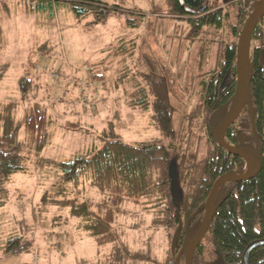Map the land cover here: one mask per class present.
<instances>
[{
  "label": "trees",
  "instance_id": "obj_1",
  "mask_svg": "<svg viewBox=\"0 0 264 264\" xmlns=\"http://www.w3.org/2000/svg\"><path fill=\"white\" fill-rule=\"evenodd\" d=\"M63 1L79 20L94 15L86 24L88 28L103 24L111 12L121 9L99 0ZM170 1L173 13L187 18L195 36L206 27L220 30L230 19L229 13L212 4L214 0H183V4L180 0ZM258 2L240 0L235 5L239 21L231 30L237 39L257 10ZM2 8L0 4V13ZM127 23L130 28L137 27L131 18ZM4 43L0 20V53ZM136 43L135 40L119 42L113 50L114 58L133 57ZM248 46L247 103L227 130L225 140L231 147L249 152L255 160L256 171L248 180L221 185L210 229L195 251L192 264H217L215 260L219 264H264V12L256 22ZM237 48V43H228L213 68L200 74L196 87L200 99L184 116L183 134L179 139L173 129L175 109L166 80L142 73V82H136L128 76L129 71L122 70L117 82L130 84L126 86L131 89L128 107L149 110L152 123L171 142L165 144L161 139H154L131 145L122 139L111 122L98 137L99 148L68 162L42 157L52 123L50 107L54 104L49 103L53 98H46L40 76L35 74L39 62L28 60L18 79L19 100L5 105L0 102V210L10 199L6 183L13 175L26 172L29 161L35 158L38 164L55 165L64 183L78 186L79 182L86 181L89 185L87 196L77 190V197H69L61 189L47 194L43 202L56 206L61 213L53 220L66 226L70 220H78L76 229L95 244V257L99 260L94 264H125L119 261L124 258L123 252L131 256L124 243L125 227L127 231L136 230L140 222L127 221L125 227L118 225V215L127 203L141 205L150 216L149 226L167 232L165 257L152 264H185L187 249L204 224L206 202L215 182L226 174H246L249 169L244 159L229 154L217 140L218 130L239 103ZM101 66L103 63L94 64L89 69L94 73ZM8 70L9 65L0 62V85ZM96 73L101 81L104 76ZM21 103L28 106L23 120H18L15 111ZM71 125L78 128V124ZM174 181L178 203L173 196ZM63 211L68 214L62 216ZM176 236L178 245L173 250ZM23 240L20 235L1 240L3 254L16 256L28 251V242L24 244ZM80 264L93 263L84 257Z\"/></svg>",
  "mask_w": 264,
  "mask_h": 264
},
{
  "label": "rangeland",
  "instance_id": "obj_2",
  "mask_svg": "<svg viewBox=\"0 0 264 264\" xmlns=\"http://www.w3.org/2000/svg\"><path fill=\"white\" fill-rule=\"evenodd\" d=\"M99 1L121 9L111 12L103 24L88 28L86 24L94 15L79 20L63 0L31 3L30 0H0L4 7L0 20L5 38L0 62L9 65L0 85V102L5 105L19 100L18 79L23 65L28 60L39 62L35 74L40 76L46 98H53L49 103L54 104L50 107L52 123L42 157L54 161L68 162L99 148L98 137L111 122L128 144L154 139H161L165 144L171 142L152 123L149 110L128 107L131 89L126 86L130 84L117 82L125 69L136 82H142V73L166 80L175 109L173 129L179 139L183 134L184 116L200 99L196 91L200 74L213 68L224 46L239 42L231 27L238 25L235 5L240 0L211 1L216 8L230 14L229 22L220 30L206 27L198 36L192 34L187 18L173 13L170 0ZM129 18L134 20L136 28L128 26ZM128 40L137 42L135 55L122 60L114 58L115 46ZM37 51L46 53L37 54ZM100 63L103 66L93 71L104 76L101 81L87 72V68ZM245 67L247 70V57ZM74 78L91 83L82 85L74 82ZM27 106L21 103L15 111L18 120H23ZM72 123L78 124V128L72 127ZM20 137L23 138L22 132ZM27 166L26 172L13 175L5 185L10 199L0 210V241L20 235L24 244L29 243L28 251L8 256L0 248V264H35L34 255L39 256L38 264H80L84 257L94 264L99 260L95 257V244L76 229L78 220H70L67 226L53 220L61 213L56 206L43 202L47 194L61 189L69 197H77L79 193L87 196L89 185L86 181L79 182L78 186L64 183L55 165L38 164L35 158ZM62 213V216L68 214ZM127 221H138L140 225L136 230L127 231ZM149 221L150 216L141 205L124 206L117 222L126 228L124 243L131 256L123 252L120 262L152 264L164 259L167 232L151 228Z\"/></svg>",
  "mask_w": 264,
  "mask_h": 264
},
{
  "label": "water",
  "instance_id": "obj_3",
  "mask_svg": "<svg viewBox=\"0 0 264 264\" xmlns=\"http://www.w3.org/2000/svg\"><path fill=\"white\" fill-rule=\"evenodd\" d=\"M183 2V0H180ZM205 11V7L201 9V12L203 13ZM264 12V0L258 2V8L257 10L253 13L247 24L245 25L239 42H238V48H237V74H238V88H239V103L236 108V110L223 122L221 125L220 129L218 130L217 133V140L220 146L225 149L229 154L238 156L242 159H244L248 166L249 169L246 172V174L242 175H232V174H226L222 177H220L214 184L211 193L209 195V198L206 202V213H205V221L204 224L197 234V236L194 238V240L191 242L190 246L187 249L186 253V261L185 264H192L193 260V255L195 251L198 249L202 241L204 240L206 234L208 233L211 222L213 219L214 215V208H215V203L218 195V190L221 187L222 184L226 182H241L244 180L250 179L256 171V164L253 156L244 150H239L236 148L231 147L225 140V134L227 130L237 121V119L240 117L241 113L243 112L246 103H247V98H248V86H247V80H246V57H247V52H248V43L251 37V34L253 32V29L256 25V22L260 18V16ZM226 82V81H225ZM172 174L174 176V171L172 170ZM173 196L174 200L176 203L179 202V195H178V189H177V184L174 181L173 185ZM178 245V236L174 238L173 241V250L176 248Z\"/></svg>",
  "mask_w": 264,
  "mask_h": 264
},
{
  "label": "built area",
  "instance_id": "obj_4",
  "mask_svg": "<svg viewBox=\"0 0 264 264\" xmlns=\"http://www.w3.org/2000/svg\"><path fill=\"white\" fill-rule=\"evenodd\" d=\"M261 1H262V0H261ZM91 71H92L91 69L87 68V72L91 75V77H96V76H95V73H92ZM74 82L80 83V84H82V85H83V84L86 85V82L91 83L90 81H87V80H84V79H80V78H78V79H75V78H74ZM33 262H34L35 264H38V262H39V256H35V255H34V257H33Z\"/></svg>",
  "mask_w": 264,
  "mask_h": 264
},
{
  "label": "flooded vegetation",
  "instance_id": "obj_5",
  "mask_svg": "<svg viewBox=\"0 0 264 264\" xmlns=\"http://www.w3.org/2000/svg\"><path fill=\"white\" fill-rule=\"evenodd\" d=\"M183 3H184V1H183V2H181V4H183ZM186 11H187V12H191L189 9H187ZM244 151H245V150H244Z\"/></svg>",
  "mask_w": 264,
  "mask_h": 264
}]
</instances>
